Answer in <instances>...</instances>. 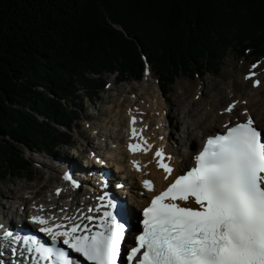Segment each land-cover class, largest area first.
<instances>
[{
  "label": "trees",
  "instance_id": "trees-1",
  "mask_svg": "<svg viewBox=\"0 0 264 264\" xmlns=\"http://www.w3.org/2000/svg\"><path fill=\"white\" fill-rule=\"evenodd\" d=\"M228 48L264 59V0H0V180L27 170L19 146H66L78 119L67 100L83 88L91 103L106 85L91 76L139 81L148 68L168 88L214 74Z\"/></svg>",
  "mask_w": 264,
  "mask_h": 264
},
{
  "label": "snow or ice",
  "instance_id": "snow-or-ice-1",
  "mask_svg": "<svg viewBox=\"0 0 264 264\" xmlns=\"http://www.w3.org/2000/svg\"><path fill=\"white\" fill-rule=\"evenodd\" d=\"M255 75L250 70L245 79ZM258 85L259 80H254L253 87ZM234 106L229 104L224 111L231 113ZM135 122L133 117L130 123ZM223 127L222 133L208 136L192 158L191 168L152 197L142 211V230L134 236L132 246L122 248L131 218L106 194L99 198L106 202L96 217L68 215L56 223L50 222L51 217L32 216L30 222L39 226L38 232L49 243L4 228L0 257L7 248L13 255L19 249L21 264H81L79 258L87 264H264V132L254 126L251 116ZM132 138L139 143H130V152L151 150L135 127ZM154 155L158 167L170 175L173 169L164 162L163 151L157 149ZM132 163L140 171V163ZM64 179L71 181V176L65 173ZM143 187L153 191V183L147 179ZM0 264L5 262L0 260Z\"/></svg>",
  "mask_w": 264,
  "mask_h": 264
},
{
  "label": "rangeland",
  "instance_id": "rangeland-1",
  "mask_svg": "<svg viewBox=\"0 0 264 264\" xmlns=\"http://www.w3.org/2000/svg\"><path fill=\"white\" fill-rule=\"evenodd\" d=\"M206 55L214 56L210 53H206ZM237 56L238 51L228 48L223 57L210 58L211 62L217 65V68L213 70L214 74L207 73L204 75L199 73L198 75H193L190 73L188 77L181 76L177 78L170 87H164V90L160 88L153 72L148 70L145 71L139 81H132L126 75L121 76V78L116 74L106 73L100 76H91L94 79L100 78L106 85L104 89L99 90L97 98L91 103L85 98V93L82 92L84 91L83 88L77 91L78 100L76 104H71L70 100H67L70 103L67 102L66 105H70L71 109L78 114V119L72 124V130L68 133V137L65 138L66 146L60 150L57 147L55 156L45 155L34 149L28 150L22 146L18 147L19 154L26 160L27 170L21 173H14L13 171L11 175L5 176V178L0 180V217L4 212L13 216L12 211L16 212V208L19 207V204L15 203L17 201L13 200L15 209H6L5 201L7 199L2 194L9 195L7 187H15L17 189L16 195L30 193L27 188L23 189L24 186L28 188L38 187L43 189V199L49 198L54 194L53 189L56 186V182H53V180L47 182L48 177L56 176L59 183V173H64V169H66L63 168V164L74 165L75 163V165L80 166L78 163L80 161L79 156L85 154L87 148H102L106 153L111 146L115 148L120 141V128L123 129L124 135L127 134V126L131 115H133L132 117H135L134 115L141 116L142 120L140 119L138 122H147L146 124L151 129L153 128L154 132L164 137L163 143L165 146L174 147L172 138L174 136L178 137L185 113L190 108L191 110L192 108H197L201 99L203 100H201L202 103L208 102L209 98L206 95H211L212 93L216 95V103L220 102L221 97L219 95L221 92V96L227 95L229 91H238L237 93L240 96H250L259 87V85L253 87V81L259 79H261V89H264V59L254 61L250 57L238 58ZM190 64L192 65V63ZM253 64H257L258 67L252 69L251 66ZM194 68H198V66ZM250 70L255 72L256 75L251 79H245V76L249 75ZM93 85L91 84L86 90L91 89ZM190 101L196 104L192 106L190 103L189 107L188 103ZM227 102L228 100L225 99V102L223 101L222 103L225 105ZM154 108L157 116L152 111ZM160 116L163 118L157 125L155 119L160 118ZM125 121L127 124L125 123L122 126ZM174 122L175 125L173 124ZM142 123L141 125H143ZM165 127L169 129L168 132H166L165 129L167 128ZM184 146L185 140L182 139V143L179 145L180 152L185 150ZM154 159L157 160L158 158L154 157ZM38 175H41V177L38 178ZM133 187H135L133 189L134 195H137V192L142 190V185L139 183H137V187L135 185ZM66 193L65 195H68L70 192ZM25 195L27 197L30 196V198L33 197L31 194ZM60 199L63 203L66 201L61 197ZM22 207L20 206V209L17 208L18 211H21Z\"/></svg>",
  "mask_w": 264,
  "mask_h": 264
},
{
  "label": "bare ground",
  "instance_id": "bare-ground-1",
  "mask_svg": "<svg viewBox=\"0 0 264 264\" xmlns=\"http://www.w3.org/2000/svg\"><path fill=\"white\" fill-rule=\"evenodd\" d=\"M259 79V87H257L253 93L250 96L243 95L240 96L239 93L229 91L227 95L221 96L220 93V102L216 103L215 98H217L216 95H206L207 98H209V101L206 103H202L200 100L197 108L191 110V108L185 113L184 121L182 123V126L180 128V133L178 137L172 138L174 140V147H167L163 143V138L160 136L159 133L154 132L153 128L151 129L150 126H148L145 122L142 123L138 122L141 118V116H135V125H132L131 117L129 120V125L127 127V136L124 135V131L122 128H120V141L116 145L115 148L112 146L109 148L110 154L103 153L101 150V155L105 158L107 161H112L114 158L119 159V161H112L113 165L122 170L121 175H116L111 177L109 180H104L103 177L99 179V181L96 182V189L93 187L85 188V181L84 176L82 175L83 172L87 173H96L99 172L94 169H87V168H81V166L78 165H68L63 164L64 173H59V183L58 178L56 176H50L48 177V180H53V182H56V186L53 189V193L49 198H44V192L43 189H40L38 187H23V189L27 188L30 193H22L20 195H16L17 189L13 186L7 187L9 195H3L5 199H7L6 202V209L13 210L15 209V204L12 202L13 200L17 201L15 203L19 204L23 207L21 208V211L24 214H28L31 217L34 215H42L45 218L51 217L52 220L50 222H56L60 223L63 222L60 218L68 215H73L79 217L81 214L83 215H93L94 217L99 216L98 213L95 211L96 208H100L101 210L102 205L106 201H102L99 198L103 195L105 196L107 194V190H109L107 196H109L111 193H113L116 197L120 198L124 202L128 200L127 204L129 207V217L131 218V225H134L135 222V215L136 211L143 208L147 204V198L151 197L152 195L159 192V190L164 187V183H166L165 176L167 175L163 169L159 168L157 165V160H154V158L151 156L152 154H155V151L157 149H161L164 153V156L166 157L165 163H168L171 167H174L173 173L170 175V181L173 179L177 174L184 169L187 168V166H191V157L192 154L196 152L201 147V141L202 138H207L211 135V133L215 134L216 132L220 131L222 132L224 129V125L228 124L229 126L241 122L242 119H247L248 116H251V118L254 121V125L257 126L262 132H264V89H261ZM217 88V87H216ZM213 98V100H212ZM225 99L228 100V102L224 105L222 102H225ZM151 100V99H150ZM154 101V100H153ZM150 102V101H149ZM195 105L196 103L190 101L188 103L189 105ZM223 104V105H222ZM234 104V108L231 113L225 112L224 109L229 105ZM191 106V107H192ZM190 107V106H189ZM149 108V107H148ZM155 113V108L152 109ZM145 112V110H144ZM143 112V113H144ZM247 112V115L244 113ZM156 114V113H155ZM123 115V114H122ZM157 116V114H156ZM123 117V116H122ZM155 117V116H154ZM153 117V118H154ZM128 118V116H127ZM156 118V117H155ZM163 118V117H162ZM161 116L160 118L155 119V123L159 125L161 122ZM142 120V119H141ZM126 123L123 122L122 126ZM141 123L143 125H141ZM149 123V122H148ZM127 124V123H126ZM175 125V122L173 123ZM135 127L138 133L142 134L146 139L148 144H150L151 150L148 151L146 154L144 152H136L134 154L130 153L128 150V145L139 143L137 139L130 140V136L128 134L129 127ZM172 126V125H171ZM153 127V126H152ZM167 128V127H165ZM166 132L169 131V129H165ZM182 139L185 140V146L184 151H179V145L182 143ZM165 142V140H164ZM102 149V148H100ZM111 156V157H108ZM170 157L171 159H167ZM103 160V159H102ZM133 161H138L140 165L142 166V170L137 171L133 167ZM104 161L98 162L99 165H103ZM57 163V162H56ZM55 165V162H54ZM59 165V164H58ZM71 171L70 176L72 179L79 181V188L73 187L69 182L64 179L65 173L67 171ZM61 172V170H60ZM116 174V172H115ZM100 177V174H98ZM168 176V175H167ZM41 177V175H38V178ZM98 177H95V179H98ZM128 179L126 181H123L122 179ZM113 179H116L115 185H113ZM121 179V180H120ZM147 179L153 183L155 186V190L152 193H147L146 191L141 190L137 192V195L133 194L132 188L135 185L137 187V183L143 184V181ZM111 182V183H110ZM133 183V184H132ZM122 184L124 189L120 191H115L116 185ZM84 186V187H83ZM130 186V187H128ZM60 189V194L56 195V190ZM107 189V190H106ZM66 192H70L68 195ZM25 194H31L33 197L30 198L27 197ZM65 195V196H64ZM42 196V197H41ZM138 196V197H137ZM61 198L65 199L66 201H61ZM60 199V200H59ZM16 208V212L18 213L21 211H18ZM41 208L43 211H41ZM92 208L93 211L89 212L88 209ZM131 208H134L135 210L132 211ZM5 209V208H4ZM61 209H64V211H61ZM1 217L4 221H12L13 217L10 215V213L4 212L1 214ZM84 223H87V221H83ZM1 243V241H0ZM130 242L127 239V246H129ZM11 252V251H10ZM5 255V254H4ZM0 257V260L4 261L5 264H15V257L11 253L7 257L3 258ZM19 263V260H17ZM21 264V263H19Z\"/></svg>",
  "mask_w": 264,
  "mask_h": 264
}]
</instances>
